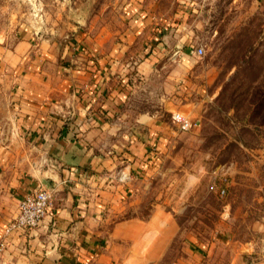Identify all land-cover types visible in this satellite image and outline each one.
I'll return each instance as SVG.
<instances>
[{"label":"crops","instance_id":"0c3cea01","mask_svg":"<svg viewBox=\"0 0 264 264\" xmlns=\"http://www.w3.org/2000/svg\"><path fill=\"white\" fill-rule=\"evenodd\" d=\"M199 3L125 0L121 31L78 35L64 50L27 23L13 41L0 39V264L164 258L179 226L160 207L145 219L130 213L174 140L173 114L200 120L206 109L192 92L203 73L199 46L184 33L200 21ZM154 85L157 105L147 99ZM40 187L55 193L42 223L7 234L20 200ZM215 244L187 242L178 264H264V245L253 258L220 243L218 260Z\"/></svg>","mask_w":264,"mask_h":264},{"label":"rangeland","instance_id":"374dc122","mask_svg":"<svg viewBox=\"0 0 264 264\" xmlns=\"http://www.w3.org/2000/svg\"><path fill=\"white\" fill-rule=\"evenodd\" d=\"M124 1L0 0V39L13 41L27 23L64 50L78 35L121 31ZM199 4L200 21L184 33H192L194 45L205 50L195 63L203 70L201 85L192 92L203 95L206 109L199 126L174 127L159 172L139 187L130 213L145 219L160 207L172 217L167 225L179 226L167 254L155 264H178L194 240L216 243L210 255L218 260L225 243L253 258L256 245H264V1ZM168 39L166 46L173 49ZM159 89L154 85L147 94L154 105ZM222 164L226 180L216 172Z\"/></svg>","mask_w":264,"mask_h":264},{"label":"built area","instance_id":"2783aa9c","mask_svg":"<svg viewBox=\"0 0 264 264\" xmlns=\"http://www.w3.org/2000/svg\"><path fill=\"white\" fill-rule=\"evenodd\" d=\"M205 52L204 47L200 46L195 50L198 55H203ZM174 121L179 125L182 130H190L193 127L199 126L200 120L191 119L180 112L173 114ZM225 165L219 167L216 172L221 176L222 180H226ZM123 179H127V175L121 173ZM55 193L52 188L40 187L32 193L28 194L25 198L20 200L18 206V213L13 218L12 222L8 225L6 233L12 231H24L39 226L44 217L49 212ZM5 243H1L0 249L4 247Z\"/></svg>","mask_w":264,"mask_h":264}]
</instances>
